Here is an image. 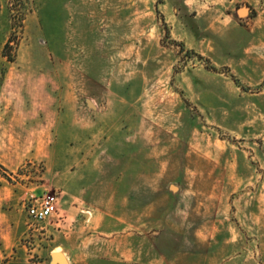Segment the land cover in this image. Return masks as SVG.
<instances>
[{
	"label": "rangeland",
	"instance_id": "1",
	"mask_svg": "<svg viewBox=\"0 0 264 264\" xmlns=\"http://www.w3.org/2000/svg\"><path fill=\"white\" fill-rule=\"evenodd\" d=\"M135 236L137 264H264V0H0V264Z\"/></svg>",
	"mask_w": 264,
	"mask_h": 264
},
{
	"label": "crops",
	"instance_id": "2",
	"mask_svg": "<svg viewBox=\"0 0 264 264\" xmlns=\"http://www.w3.org/2000/svg\"><path fill=\"white\" fill-rule=\"evenodd\" d=\"M220 16L218 18V32L219 34H225L228 36L229 33L235 34L241 33L243 35L250 34L251 25L245 21V18H240L237 12L227 11L221 7L218 8ZM76 211V210H75ZM77 215L74 210L68 211L67 214ZM87 217L88 214H82ZM90 218V216H89ZM84 234H86L84 232ZM90 235V234H89ZM85 236V235H84ZM69 241V240H68ZM109 254L108 264H137L139 261V240L137 236L135 238L127 240L123 243L113 244L114 241L109 242ZM63 252L67 259L68 264H101V253L100 247L97 240H91L87 237L76 240L73 245L69 242L63 241Z\"/></svg>",
	"mask_w": 264,
	"mask_h": 264
},
{
	"label": "built area",
	"instance_id": "3",
	"mask_svg": "<svg viewBox=\"0 0 264 264\" xmlns=\"http://www.w3.org/2000/svg\"><path fill=\"white\" fill-rule=\"evenodd\" d=\"M58 195L45 193L25 203V212L31 224H36L50 219L57 213Z\"/></svg>",
	"mask_w": 264,
	"mask_h": 264
},
{
	"label": "water",
	"instance_id": "4",
	"mask_svg": "<svg viewBox=\"0 0 264 264\" xmlns=\"http://www.w3.org/2000/svg\"><path fill=\"white\" fill-rule=\"evenodd\" d=\"M238 16L245 15L247 12V8L245 6H242L236 10ZM171 189H175L174 186H170ZM52 258L57 262V264H68L66 257L60 253V252H52L51 253Z\"/></svg>",
	"mask_w": 264,
	"mask_h": 264
},
{
	"label": "trees",
	"instance_id": "5",
	"mask_svg": "<svg viewBox=\"0 0 264 264\" xmlns=\"http://www.w3.org/2000/svg\"><path fill=\"white\" fill-rule=\"evenodd\" d=\"M9 45V40L4 44V47H7ZM201 57V56H200ZM210 69L212 70H218V68H216L215 66H209ZM225 71H221V72H225L228 73V68L224 67ZM220 70V69H219ZM230 77L232 78V80L237 83L236 79L234 78V76L232 74H230ZM239 85V84H238Z\"/></svg>",
	"mask_w": 264,
	"mask_h": 264
}]
</instances>
